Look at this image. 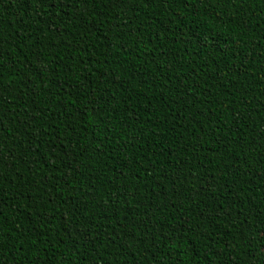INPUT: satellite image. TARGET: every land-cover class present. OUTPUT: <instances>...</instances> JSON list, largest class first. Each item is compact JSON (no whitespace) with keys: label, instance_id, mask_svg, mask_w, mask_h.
<instances>
[{"label":"trees","instance_id":"trees-1","mask_svg":"<svg viewBox=\"0 0 264 264\" xmlns=\"http://www.w3.org/2000/svg\"><path fill=\"white\" fill-rule=\"evenodd\" d=\"M0 264H264V7L0 0Z\"/></svg>","mask_w":264,"mask_h":264},{"label":"snow or ice","instance_id":"snow-or-ice-1","mask_svg":"<svg viewBox=\"0 0 264 264\" xmlns=\"http://www.w3.org/2000/svg\"><path fill=\"white\" fill-rule=\"evenodd\" d=\"M196 2H197V0H189V3H196ZM248 2H249V0H241V3H244V4H246ZM251 2L253 4H257V5H260L261 7H264V0H251Z\"/></svg>","mask_w":264,"mask_h":264}]
</instances>
